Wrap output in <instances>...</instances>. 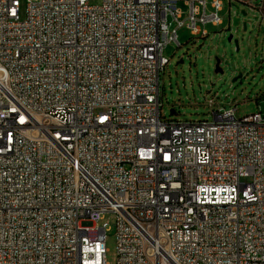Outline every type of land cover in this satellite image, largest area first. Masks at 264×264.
I'll use <instances>...</instances> for the list:
<instances>
[{"label": "built area", "instance_id": "1", "mask_svg": "<svg viewBox=\"0 0 264 264\" xmlns=\"http://www.w3.org/2000/svg\"><path fill=\"white\" fill-rule=\"evenodd\" d=\"M179 1L0 0V264H109L107 214L115 264H264V114L161 115L164 47L222 23Z\"/></svg>", "mask_w": 264, "mask_h": 264}, {"label": "rangeland", "instance_id": "2", "mask_svg": "<svg viewBox=\"0 0 264 264\" xmlns=\"http://www.w3.org/2000/svg\"><path fill=\"white\" fill-rule=\"evenodd\" d=\"M101 1L88 0V4L98 5ZM220 1L222 23L204 25L206 37L192 35L186 27H181L177 30L180 46L173 42L163 49L169 63L160 74L159 98L161 115L166 119L212 120V110L232 107L236 108V117L255 112L264 114V16L254 8L259 0ZM25 3L26 0H20L21 13ZM178 5L183 11L187 8L182 0ZM243 22L246 30L242 29ZM230 33L233 40L238 39V51L233 40L227 41ZM215 57L220 59L223 73L214 72ZM209 100H213L211 107ZM172 108L175 114L171 116ZM103 221L109 225L105 233L106 261L115 264V217L107 214Z\"/></svg>", "mask_w": 264, "mask_h": 264}, {"label": "water", "instance_id": "3", "mask_svg": "<svg viewBox=\"0 0 264 264\" xmlns=\"http://www.w3.org/2000/svg\"><path fill=\"white\" fill-rule=\"evenodd\" d=\"M241 14L242 15H246V12L245 11H241ZM242 29L243 30H246V23L243 22L242 23ZM233 40V34H229L227 36V41L228 42H231ZM233 43H234V46H235V50L238 51L239 50V45H238V39H234L233 40ZM215 65H214V72L215 73H223V70L222 68L220 67V59L218 57H215ZM179 62V61H178ZM180 62H182V60H180ZM241 75L239 74L236 78H234L232 81H235L238 77H240ZM169 114L172 116L175 114V110L172 108L170 109L169 111Z\"/></svg>", "mask_w": 264, "mask_h": 264}]
</instances>
